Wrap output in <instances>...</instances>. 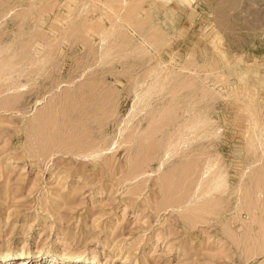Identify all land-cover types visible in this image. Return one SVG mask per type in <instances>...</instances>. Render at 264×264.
Masks as SVG:
<instances>
[{
	"label": "rangeland",
	"instance_id": "rangeland-1",
	"mask_svg": "<svg viewBox=\"0 0 264 264\" xmlns=\"http://www.w3.org/2000/svg\"><path fill=\"white\" fill-rule=\"evenodd\" d=\"M263 140L264 0H0V264H264Z\"/></svg>",
	"mask_w": 264,
	"mask_h": 264
},
{
	"label": "bare ground",
	"instance_id": "bare-ground-1",
	"mask_svg": "<svg viewBox=\"0 0 264 264\" xmlns=\"http://www.w3.org/2000/svg\"><path fill=\"white\" fill-rule=\"evenodd\" d=\"M168 2V1H167ZM263 137V136H262ZM264 141V140H263ZM221 175H219L217 178H216V180L218 181V183L217 184H220V181H219V179L221 178L220 177ZM21 264H26V262H21ZM28 264V263H27ZM36 264H38V262L36 263Z\"/></svg>",
	"mask_w": 264,
	"mask_h": 264
}]
</instances>
